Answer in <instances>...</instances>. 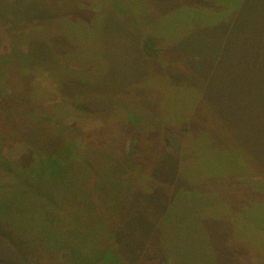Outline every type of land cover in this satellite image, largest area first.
I'll return each mask as SVG.
<instances>
[{"label": "rangeland", "instance_id": "obj_1", "mask_svg": "<svg viewBox=\"0 0 264 264\" xmlns=\"http://www.w3.org/2000/svg\"><path fill=\"white\" fill-rule=\"evenodd\" d=\"M1 1L0 162L6 168L0 170L6 173L15 165L23 169L27 160L19 159L32 147H77L75 170L80 171V161L86 155L93 167L83 180L89 198L82 200L67 192L59 198L58 208H46L31 192L8 204L5 200L12 198L14 185L0 192V264H78L79 260L90 264L98 252L94 247L97 242L86 246L83 258L77 257L71 250L81 253L82 248L77 247L75 233L85 231L95 239L89 224L97 220L88 218L92 202L98 206L97 217L109 223L114 220L113 203L131 195L127 188L117 193L126 187L123 181L142 192L162 187L159 190L167 196L179 186V200L186 197L185 203H189L192 198L184 223L178 231L177 224L173 226V237H165L160 248L152 242L148 248L141 247L140 255L148 258L165 246L185 244L198 262L201 241L209 235L220 263L227 256L232 264H264V0H123L129 6L127 18H132L145 35L158 36L154 50L149 56L138 52L137 60L142 63L138 64L135 57L126 54L129 47L118 44V51L112 53L120 57L115 80L122 84L114 90L89 87L84 92L70 86L69 77L104 69L115 59L104 56L105 45L97 39L102 6L109 0H79L83 9L89 8V17L96 25L84 31L88 34L78 36V50L53 54L57 50L53 49L48 57H37L32 50L34 43L44 42L49 47L55 29L62 23L68 28L66 17H76L79 11L55 24L40 16L27 19L24 6L28 0ZM164 27L174 37L162 36ZM186 37L194 43L205 39L206 51L217 56L202 59L203 63L195 58L186 63L190 51L181 46ZM61 40L57 38V42ZM87 53L94 66L88 65ZM187 66L198 74L189 75L194 84L183 86L174 76ZM204 86L212 97L206 95ZM204 139L214 152H222L218 162L225 167L219 171L212 165L215 156L214 161L204 160L211 155L201 148ZM167 151L177 152L171 158L181 184L154 170L155 162L160 166L167 162ZM155 182L162 186L154 187ZM184 184L197 194H185L190 189ZM194 197L203 204L198 207ZM140 202L147 209L137 210L126 229L143 245L151 237L158 240L167 219L161 209L145 200ZM43 205L47 211L41 209ZM202 217L208 222L218 218L221 226H206L205 232L202 226L197 227ZM51 219L54 227L46 226ZM110 234V244L108 239L101 243L100 264L103 254L115 264L119 253L114 249L108 253V245L113 247L119 238L126 237L116 230ZM171 252L174 254V248ZM147 258L135 264H151ZM170 260L176 262L177 258L173 255ZM201 261L210 264L206 258Z\"/></svg>", "mask_w": 264, "mask_h": 264}, {"label": "trees", "instance_id": "obj_2", "mask_svg": "<svg viewBox=\"0 0 264 264\" xmlns=\"http://www.w3.org/2000/svg\"><path fill=\"white\" fill-rule=\"evenodd\" d=\"M44 1L45 2H43V0H28L29 3H26L24 6L27 11V13L25 14L27 19L30 20L32 16H40L44 18L43 20L53 21V23L56 24L57 22L60 23L61 21H64V16H67L76 10L79 11V14L76 17L73 14L72 16L66 17L68 19L65 22H69V25H67L68 28H66L64 23H62L61 26L59 27V30L55 29L54 31L55 33L52 35L53 41H51L52 44H49V47L48 44H45L44 42L42 43L35 42L34 48L32 47L33 52L36 55L38 54L39 56L48 57V56H52V52L54 54V52H58L60 50L68 53L78 50L80 45V40H78V36L81 37L84 36V34H88V32H84V31H89V28L93 29L94 26L96 25L95 20L94 19L91 20V17H89L90 16L89 12H91L89 11V8L84 7L85 9L84 10L80 6L81 4L79 5V0H48V3H46V0ZM0 2L1 4H3V1L0 0ZM26 5L28 6V8L26 7ZM129 13H130L129 6L123 0L120 1L109 0L107 4H103L102 6L103 15L101 22L99 24L97 39H99L101 43L105 45L104 56L107 55L109 58L110 56H112V58L115 59H112L111 64H106V67L104 69L97 70L95 72L87 74L86 76H81L78 73L77 75L74 74L71 75L69 77L70 86L77 87L82 92H84L86 89H89V87H94L95 89H100V90L102 89V91L114 90L116 87H118L120 81L118 82L115 80V76H116L115 74L120 69L119 67L120 57L114 56L112 52L118 51L117 46L120 43L126 44L129 47V50H127L126 54L135 57L136 60H137V56H140L141 54L146 56H149L151 54L150 50H154L155 45L153 43L156 37L158 36H155L153 34H149L150 36L145 35V33L141 31L140 28L137 27L135 22L131 20L132 18L130 19L127 18L130 15ZM128 22L130 23V25H128ZM118 24L120 25V27H117ZM133 26L136 27L132 28ZM166 29L167 28L164 27V34L162 36L174 37L173 35L169 34ZM57 38H62V40L60 42H57ZM182 41H183L181 45L182 48L187 51H190V56H189L190 58H187L186 63L191 62L193 58H195V62L203 63L202 59H210L217 56V55H211L209 52L206 51L207 43H205V39L200 38L197 41V43H194L191 37H186ZM53 49H57V50L52 51ZM85 51H89V49H86ZM138 52H141V54L138 55ZM27 55H29V52L27 53ZM38 55L37 57H39ZM84 56L86 57L89 66L95 65L94 59L90 58L88 56V53L85 54ZM137 63L142 64L140 60H137ZM136 69L138 73L140 70V66L137 65ZM247 69H250V67H247ZM175 73L176 75L174 76V80H176V82L182 81L183 86L188 84L192 85L195 83L194 80L189 78V75L192 73L196 74L197 72L194 71L190 72L188 66L184 71H179V72L175 71ZM199 77H202V75ZM120 83L122 84V82ZM200 83L202 84L203 82L200 81ZM204 90L207 96H211L210 92L205 88V86H204ZM260 100H261V95L258 97L257 102ZM83 106L84 104H82L80 107ZM185 139H186V135H185ZM200 145L202 149L209 150L211 152L210 157L205 158L204 160H211L215 156L216 161L212 159L214 161L212 165L217 167L216 170L219 171L220 168L222 169L225 167V165L218 162V160L220 161L219 158L222 156L221 155L222 152L221 153L220 152L216 153V151L214 152L212 147L207 142H205V139L204 141H202V144ZM77 152H78L77 147H65V146L63 148L49 149V150H42V149L37 150L34 147L29 148L27 152L24 153L22 157L19 159V160H27V163L24 165L25 167L23 169L17 168L16 165L14 164L15 166H11L10 168H7L6 173L5 171L3 172L0 170V192L5 193L9 189L10 185H14L16 187L14 192L11 193L12 198L10 200L7 199L5 201L8 204L13 202L15 204V202L18 201V198L28 197L27 195L28 192L33 193L34 197L39 196L43 200V203L46 205V208L49 206H54V207L56 206V208H58L60 204V202H58L59 198L65 197L64 195L67 194V192L81 197L82 200H87L90 195L86 192L84 188L85 183H83V180H85L84 177L87 176L88 172H90L92 166L91 157L89 158V155H86L84 158H82V160L80 161V165H81L80 171H76L75 166L77 159L79 158ZM149 153L150 152L147 153V156L149 155ZM175 153L177 154V152H172L170 154V152L167 151L165 153L167 155L166 158H168L167 162H165L164 166L162 165L160 166L157 162H155L154 170L159 172V174L167 180L170 178L176 180V185H178L181 184V182L179 180V175L177 174L176 167L174 165L175 161L171 158L172 156L176 155ZM160 154L161 153H158L159 157ZM27 155L29 156L27 157ZM175 160L176 162H178L177 161L178 159ZM0 168L4 170L6 167L0 162ZM82 171L84 172V175L81 177ZM8 176H13L15 179H17V181L10 180ZM123 183L124 185H126V187L121 188L120 190L117 191V193L120 192L122 189L127 188L131 190V195L126 199L116 200V202L113 203V207L115 209L116 215L111 223L114 225L104 221L102 218L97 217L98 206L94 202H92L93 209L88 214V218L90 217V219L92 220H97L96 224L93 223L89 224V227L92 229V235L95 237V239H92L91 235L86 233L85 231L75 233L78 239L77 247L82 248L81 253L75 251L76 249L71 250V252L74 253L77 257L83 258L86 250V246L93 242H97L94 245V247L98 249V252L94 255V259H92V262L90 264H100V258L102 252L101 243L103 244L104 240L108 239L109 240L108 243L110 244V240L112 237L110 232L113 230H116L117 232L126 236L125 238H119L115 242L113 247L108 245L109 247L106 250L108 253H110L111 249H114L119 253L117 256V261H115V264L116 263L135 264V263H139L143 257L144 259L142 262H145L146 260L145 258L147 257L140 255L141 247L145 246V248H148L151 242L152 244H156L158 247L159 243L164 241L165 237L166 239L169 236L173 237L174 224H177L178 228L176 229V231H178L180 224L184 223V221L188 217L187 206L190 203H192L191 202L192 198L189 203H185L186 197L179 200V196H180L179 188L181 187L178 186L175 192L170 193L167 196L166 193L160 191L163 190L162 187H157V185L162 186V184H158V182H155L154 184V187L157 188H154L153 190L146 192H142L134 184L131 183L126 184L125 181H123ZM163 183L168 184L169 187L171 186L169 185L170 182H163ZM184 186L190 189L187 190L188 192L185 194H189V195L197 194L196 191L191 190L190 186L186 184H184ZM254 188L256 190V187ZM168 191H172V190L169 189ZM54 196L57 198L53 199ZM194 198L198 199V202H194L198 204V207L201 206V204H203V202L199 197H194ZM140 200L141 201L145 200L149 206L155 207L159 211L161 209V212L163 213V218L167 219L166 225L165 226L161 225L160 227V235L158 240L156 239L154 241L153 238L151 237L152 241L146 239L143 245H141L138 239H136L134 236L131 237L126 229V226L130 225V221L134 217L133 215L137 210H140L142 208L147 209V207L142 202H140ZM170 200H171V205L169 203ZM176 205H178L179 207L178 209L176 208ZM46 208L44 205L41 207V209L42 210L44 209V211H47L45 210ZM179 209H182L183 212H180ZM50 211L51 210H48V212ZM148 213L152 215L149 211ZM257 214H259V212ZM262 215H263V210H262ZM152 216L153 218L155 217V215ZM214 219H215L214 222L211 221L208 222V219L206 217H202L200 218V220L197 221L198 223L197 227L201 228L202 226L206 232V226L208 227L221 226L220 220L218 218H214ZM87 221L89 220L87 219ZM51 222L52 219L47 222L46 226L54 227ZM109 224H111L110 232L107 231V229L109 228ZM57 226L60 227V225L58 224ZM257 226L260 227V224L258 223ZM73 229H76L75 226ZM219 233L221 237L222 231H220ZM195 235L199 236V233ZM209 238L211 239L209 235L203 237L201 241L203 250L198 253V258H200L201 260L202 259L204 260L206 258V260L210 264H232L231 260L227 256H226V260L223 261V263L219 262V258L216 257L217 251L211 247L210 245L211 242ZM185 246H186L185 244L184 246L180 244L171 247L165 246L161 248L159 253L157 252L156 254L148 255V258L151 260V264H202L201 260L197 262L198 259L197 256H195L194 252L191 250L190 253V249ZM172 248H174V254H172L171 252ZM175 250L178 253H175ZM139 255L141 256V258L139 257ZM173 255H175V257L177 258L176 262H172L170 260L172 259ZM152 260L154 261L152 262ZM102 261L103 264H110V262L106 259V256L104 254L102 255ZM81 263H82L81 260H79L78 264Z\"/></svg>", "mask_w": 264, "mask_h": 264}, {"label": "bare ground", "instance_id": "obj_3", "mask_svg": "<svg viewBox=\"0 0 264 264\" xmlns=\"http://www.w3.org/2000/svg\"><path fill=\"white\" fill-rule=\"evenodd\" d=\"M153 176V175H152Z\"/></svg>", "mask_w": 264, "mask_h": 264}]
</instances>
